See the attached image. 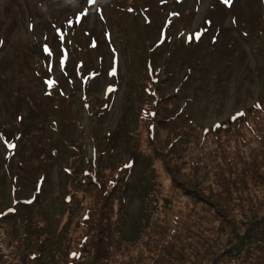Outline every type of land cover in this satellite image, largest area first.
I'll return each instance as SVG.
<instances>
[{"label":"rangeland","instance_id":"obj_1","mask_svg":"<svg viewBox=\"0 0 264 264\" xmlns=\"http://www.w3.org/2000/svg\"><path fill=\"white\" fill-rule=\"evenodd\" d=\"M152 90L168 116L180 110L178 124L161 125L181 136L168 163L152 152L157 145L143 154L140 115ZM261 107L264 0H0V258L30 264L37 247L31 264L67 262L90 207L97 137L107 169L130 159L119 234L99 241L104 251L111 245L107 264H264ZM203 131L195 164H211L194 172L207 181L193 182L182 174L191 177L187 142ZM150 190L160 191L158 207L145 200ZM179 212L192 216L185 245L169 251L172 261H154L152 239ZM93 255L73 264H93Z\"/></svg>","mask_w":264,"mask_h":264},{"label":"trees","instance_id":"obj_2","mask_svg":"<svg viewBox=\"0 0 264 264\" xmlns=\"http://www.w3.org/2000/svg\"><path fill=\"white\" fill-rule=\"evenodd\" d=\"M147 79L150 82H153L150 76H148ZM159 100L164 101L163 98L159 99L158 94H156V98L151 101L148 114L145 116V118L141 117L144 123L143 126L145 127V132H144L145 138L143 139V141L147 143V148H148L147 150L143 151V154L147 155L150 152V149L154 148V146L157 145L158 149L155 150L154 148L152 152L158 156L165 158L164 161L168 163L169 159L170 160L177 159L176 156L171 155V147L178 139L181 138V136H178L175 133L170 132L171 127H169L168 130L166 129L167 131H163L165 127L163 128L161 125L165 124L167 127L168 125H170L171 121L172 124L174 123L178 124L180 113L178 111L175 115L171 117L168 116V114L165 111V107L161 105V103H159ZM259 109L261 115L264 116V109H262V107ZM205 133L207 132L203 131L202 134L194 135L191 132V135L188 137L190 138V141L187 142L186 162L189 163L190 168L187 171L191 170V177H189L184 172L182 174L184 177L187 176L188 180H193V182H197L198 180H201L203 182L205 178L202 177L199 178L198 175L194 174V172H198L199 170L203 169V167L209 169V166L211 164V162L209 163L207 162V165H204L203 162L199 168L198 165L195 164V163H201V160H203L202 156L199 154H201V151L204 148V143L206 140L204 139ZM256 134L257 131L252 130V135L255 136V139L259 141V139L256 137ZM93 140L95 142L96 149L94 148L95 153L93 159L88 161V163L90 164L89 171L91 172V181L88 184H86L85 181H81L83 182V184L89 186L87 188L88 190H91L89 192L92 195L90 197L91 198L90 207L85 208L83 212L80 213L81 221L78 222L77 224L75 223L76 226L74 225L75 226L74 228H77L79 230V235H82V237L80 238V241L76 246V249L73 248L71 249L70 253H73V257L69 259V256L67 255V262H65V264H73L74 260H79L83 258L85 252L86 253L94 252L92 258L93 264H107L108 260H110L108 256V252H109V247H111V245H108V247L105 248L106 250L104 251V247L100 245L99 241L103 243L112 242L113 244L112 236H116L119 234L120 226L122 224L123 202L121 200V194H122L123 180L121 178V173H122L121 169L124 167V163L121 164L120 166L116 165L112 169H107L108 166L105 163L106 161L105 159H102V154L105 151L104 145L103 143H100L99 146L97 137H94ZM179 160L181 161L184 159L181 156L179 157ZM177 165L180 166H177L174 169H178V168L180 169L181 166L185 165V163L182 162ZM166 167L168 174L174 170L170 168V166L168 165H166ZM205 181H207V179H205ZM151 188H154V184H152ZM155 188L157 190L159 189V186L155 185ZM159 193L154 194L150 190L147 198H145V200H147V203L154 204L153 206L154 208L158 207L160 204L161 197L159 196ZM169 222L171 224V227L169 225ZM169 222H168V227H166L165 225L164 230L161 229L160 230L161 233L159 234L157 233L156 238L152 239V241H154V244L156 245L155 250L152 252L153 255L151 254L154 258V261L167 260L170 262V260L171 261L173 260V257H178L174 253H169V251H172L174 245L178 246L182 244V246L179 248L180 249L183 248V246L186 243V238H185V242H183L180 237L182 234L185 235L187 232V228H190L193 225L192 216L189 215L188 213L183 214V212H179L178 214H176L174 216V219L169 220ZM81 227L83 228L84 232L80 230ZM74 228L72 229V231H74ZM250 236L251 237H250L249 249L257 242L255 240L256 237L253 238L254 234L253 235L251 234ZM0 247H2L1 241H0ZM114 248H115V244L112 249ZM256 248L257 251H255V253H258L263 247L262 248L256 247ZM102 249L104 252L101 256L103 255L105 256L100 258L101 256H99L98 254ZM37 250H38L37 247H34L33 250H31L30 252L35 258L38 256ZM26 257L28 263L31 264V261L33 260L31 255L28 254ZM11 258L12 257H7L6 259L0 258V264H11L12 261ZM175 260L177 261L176 258ZM145 261L146 264H155V263H150L147 260ZM137 264H145V263H143V261L140 260V262L139 263L137 262Z\"/></svg>","mask_w":264,"mask_h":264},{"label":"snow or ice","instance_id":"obj_3","mask_svg":"<svg viewBox=\"0 0 264 264\" xmlns=\"http://www.w3.org/2000/svg\"><path fill=\"white\" fill-rule=\"evenodd\" d=\"M93 2H94V0H93ZM223 2L225 4H230L231 0H223ZM86 16H87V12L86 11H81L80 14H79V16H77V18H76V22L77 23H82L83 22L82 21V18L83 17H86ZM69 23H71V21ZM208 23H210V22H208ZM57 31H59V30H57ZM197 35H199V34H197ZM45 51L49 54V56L52 55V51H51V49L48 48L47 45H45ZM61 64H63V60H61ZM48 83L49 84H54L55 81H48ZM257 106H259V105H257ZM237 115H243V113H238ZM235 118L236 117L234 116L233 119H235ZM8 146L9 147H14L13 145H8Z\"/></svg>","mask_w":264,"mask_h":264}]
</instances>
